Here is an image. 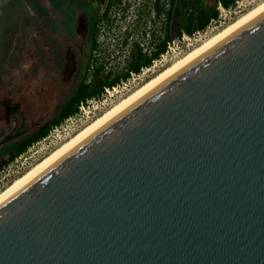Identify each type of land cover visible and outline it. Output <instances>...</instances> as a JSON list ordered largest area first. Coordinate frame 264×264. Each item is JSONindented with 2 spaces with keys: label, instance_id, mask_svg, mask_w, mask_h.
Instances as JSON below:
<instances>
[{
  "label": "water",
  "instance_id": "water-1",
  "mask_svg": "<svg viewBox=\"0 0 264 264\" xmlns=\"http://www.w3.org/2000/svg\"><path fill=\"white\" fill-rule=\"evenodd\" d=\"M0 264H264V8L0 199Z\"/></svg>",
  "mask_w": 264,
  "mask_h": 264
},
{
  "label": "flooded vegetation",
  "instance_id": "flooded-vegetation-1",
  "mask_svg": "<svg viewBox=\"0 0 264 264\" xmlns=\"http://www.w3.org/2000/svg\"><path fill=\"white\" fill-rule=\"evenodd\" d=\"M125 1L34 0L32 7L29 8L25 4V16L21 14L16 25L17 36L14 43L16 48L20 47V60L18 64L15 63L14 71L7 68L6 51L3 46L10 47L15 44H11L10 39H5L6 29H0V105L3 109L1 120L13 121L17 113L22 119L23 105L31 104L34 99L33 90L42 93L44 98L46 95L49 98L48 94L52 93L50 98L54 99L61 98L70 87L72 89L50 119L37 122L31 133L22 122V125H19L21 129L15 134L6 135L0 144L15 138H21V143L26 142L44 125L55 120L62 108L80 92L81 88L86 85L90 86V90L97 88L98 82L104 79L100 78V73L105 64L101 58L104 45L100 39H110L107 36L118 37L120 25L117 24V18L121 17L117 16L120 14L121 20L125 19L130 7ZM0 3L3 6L4 3ZM3 13L6 15V10ZM23 31L27 32L24 36ZM124 36L123 43L127 44L130 35L126 32ZM97 51L100 57L95 59L87 78L86 59L88 55L92 56L91 54ZM131 54L136 58L138 55L146 57V48L143 49L138 43L133 47ZM96 68H100V72L94 80L93 71ZM7 87H11L10 90L13 92L9 96H3L2 91ZM44 89L48 92L43 91ZM15 96L17 100L14 99ZM84 102L86 101H81L78 108Z\"/></svg>",
  "mask_w": 264,
  "mask_h": 264
},
{
  "label": "rangeland",
  "instance_id": "rangeland-1",
  "mask_svg": "<svg viewBox=\"0 0 264 264\" xmlns=\"http://www.w3.org/2000/svg\"><path fill=\"white\" fill-rule=\"evenodd\" d=\"M23 1V4H21ZM34 0H0V2L4 3L3 6L0 3V29H6V32L1 33L4 34L5 39H10L11 44L14 43L16 39V25L18 20L23 14L25 16V9L27 7H32V3ZM264 0H236L235 4L230 8H223L224 11H218L217 20L210 21L207 27L202 31H196L192 35H182L181 37H175L172 41H170L166 46V51L160 56L158 59L152 62L149 67H143L142 73L139 70L137 73H129L128 78L119 82L118 92L112 98V101H107V104H100L99 101H102L104 98L103 93L98 98L88 99L84 102V115H87L88 118L83 125L78 129L80 130L83 126L91 122L94 118L100 115L103 111L111 107L113 104L118 102L122 97L126 96L138 86H140L143 82L154 76L156 73L161 71L167 65L176 61L178 58L182 57L185 53L198 46L204 40L208 39L210 36L214 35L229 23L233 22L239 16L250 10L251 8L257 6ZM130 7L129 12L125 16V19H122V16L119 14L117 17L118 25H120L119 30L117 31V36H107L110 39L104 38L100 39L102 44L104 45V50H101V58L104 61L103 70L100 73V78H104L108 74L112 76L122 73L125 68L129 65L132 59V50L133 47L138 43L142 45V48L146 50H151V45L154 46L155 43L162 40L165 30H166V15L162 11L160 15L157 14L156 11V3H159L160 7L167 9L168 5L166 4V0H126ZM6 10V15L3 11ZM183 18V9L181 6H176L173 10V20L170 24V32L175 34L180 25L182 24ZM121 21V22H120ZM128 32L130 35L129 41L127 44L123 43L122 39H125L124 34ZM23 36L27 34L26 31H23ZM15 44V43H14ZM9 46V45H7ZM3 46L6 51V61L8 63L7 68L9 71H14L15 63L18 64L20 60V47L16 48V44L14 46L7 47ZM88 55L86 59V73L87 78L90 76L91 66H94L95 59L98 56V51ZM17 59V60H16ZM93 59V61H91ZM98 62V61H97ZM89 68V70H88ZM9 85V82L7 83ZM3 87V86H2ZM11 87H7L6 90L2 91L3 96H9L13 92L10 90ZM12 89V88H11ZM10 90V91H9ZM71 87L61 98L51 99L47 95L45 98L42 93H39L36 90H33V101L31 104L23 105L22 109V119L17 113V118L14 116V120L7 122L1 120L3 109L0 105V141L8 134H15L21 128L20 124L22 122L25 123L24 127L30 133L34 131L35 125L37 122H43L52 117L55 112H57L59 105L63 100H65L68 95L71 93ZM43 91L48 92V90L44 89ZM14 99H18L16 96ZM14 103H16L14 101ZM83 111V110H82ZM79 112V108L77 113ZM20 117V118H18ZM65 120L60 124L53 126L48 134L42 138L41 140L34 142L29 145L24 152L18 155L13 159L7 166L0 171V191H2L6 186H8L14 179L22 175L28 169H30L34 164H36L39 160H41L45 155L54 150L60 144L68 140L71 136L61 139L59 141L55 140V134L61 133L62 128L67 124ZM19 126V127H18ZM23 127V126H22ZM57 131H54V129ZM21 138H15L13 140L8 141L7 143L0 144V158L3 155H6L10 151L15 150L21 144ZM22 164V165H21ZM14 165H18L19 168H15ZM14 172H10V171ZM10 173V174H9ZM8 174V175H7Z\"/></svg>",
  "mask_w": 264,
  "mask_h": 264
},
{
  "label": "trees",
  "instance_id": "trees-1",
  "mask_svg": "<svg viewBox=\"0 0 264 264\" xmlns=\"http://www.w3.org/2000/svg\"><path fill=\"white\" fill-rule=\"evenodd\" d=\"M235 2L236 0H166L168 7L165 11L163 7H160L159 3H156L157 14L160 15L163 11L166 15L165 20L167 25L162 40L155 43L154 46L151 45V50H146V57H142L141 55H138V58L135 56L132 57L129 65L122 73L114 75L113 77H111V74L105 76L104 79L98 82L97 88L94 90H90L89 85H86L83 89L81 88V90H79L80 92L78 91L79 93L72 97L62 108L55 120L44 125L26 142L21 143L18 148L0 158V171L13 161L14 158L24 152L29 145L44 138L53 126L60 124L64 119L76 114L78 111V104L81 101L98 98L105 87L115 86L119 82L127 79L130 72L137 73L142 67H149L154 60L158 59L160 55L166 51L167 44L175 37L179 38L183 34L190 36L196 31H202L207 27L210 21L215 20L218 16L216 6L219 3L224 8H230ZM176 6H181L183 9V22L178 31L175 34H172L169 27L173 20V10ZM99 72L100 68H96L93 71L94 80L99 76Z\"/></svg>",
  "mask_w": 264,
  "mask_h": 264
},
{
  "label": "bare ground",
  "instance_id": "bare-ground-1",
  "mask_svg": "<svg viewBox=\"0 0 264 264\" xmlns=\"http://www.w3.org/2000/svg\"><path fill=\"white\" fill-rule=\"evenodd\" d=\"M262 8H264V1L258 4L257 6L251 8L250 10H248L241 16H239L237 19L229 23L223 29H221L214 35L210 36L208 39L204 40L198 46L194 47L193 49L185 53L182 57L178 58L176 61L167 65L165 68H163L161 71L156 73L154 76H152L151 78L143 82L140 86H138L132 92L122 97L118 102H116L111 107L103 111L100 115L94 118L91 122H89L88 124L83 126L80 130H78L76 133H74L68 140L60 144L58 147H56L54 150L49 152L47 155H45L41 160H39L36 164H34L30 169H28L22 175L14 179L8 186H6L2 191H0V199H2L4 196L10 193L13 189H15L18 185H20L23 181H25L28 177H30L33 173H35L38 169H40L43 165H45L47 162H49L51 159L57 156L60 152H62L64 149H66L68 146H70L72 143H74L76 140H78L80 137H82L84 134L90 131L97 124H99L104 119L109 117L111 114L116 112L118 109H120L123 105H125L131 99H133L134 97L142 93L144 90H146L151 85L156 83L158 80L163 78L165 75H167L168 73L173 71L175 68L183 64L189 58H191L192 56L200 52L202 49H204L205 47L213 43L215 40H217L218 38H220L221 36L229 32L231 29H233L234 27H236L237 25H239L240 23H242L243 21L251 17L253 14L258 12Z\"/></svg>",
  "mask_w": 264,
  "mask_h": 264
},
{
  "label": "built area",
  "instance_id": "built-area-1",
  "mask_svg": "<svg viewBox=\"0 0 264 264\" xmlns=\"http://www.w3.org/2000/svg\"><path fill=\"white\" fill-rule=\"evenodd\" d=\"M217 9L220 11L225 10L220 3L218 4ZM216 20L217 19H215L214 21H216ZM160 56H162V55H160ZM142 68L140 70L142 71V73H144ZM131 74H133V73H131ZM136 74L139 76L138 73H136ZM118 88H119L118 84H116L115 86H112V87H105L103 89V92H102L103 93L102 95H104V98L102 99V101H99V103L104 105V104H107V101H112V98L118 92ZM83 108H84V103H82L79 106V112L78 113H76V114L65 119V121L66 122L68 121V123L65 124V126L63 128L61 126L62 132L60 134L59 133L55 134V137H54L55 140L59 141L61 139H64V138L71 136L75 131H77L81 127V125H83L85 123L88 116L84 115V109ZM54 131H57V129L55 128ZM14 167L19 168L18 165H14ZM10 172H14V171L12 170Z\"/></svg>",
  "mask_w": 264,
  "mask_h": 264
}]
</instances>
